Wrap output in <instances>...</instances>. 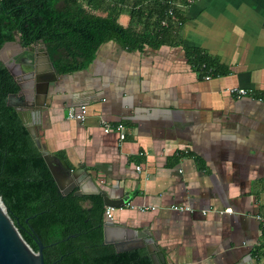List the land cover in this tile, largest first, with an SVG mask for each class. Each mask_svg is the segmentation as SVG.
Segmentation results:
<instances>
[{"label": "crops", "instance_id": "crops-1", "mask_svg": "<svg viewBox=\"0 0 264 264\" xmlns=\"http://www.w3.org/2000/svg\"><path fill=\"white\" fill-rule=\"evenodd\" d=\"M146 1L100 0L91 12L114 13L122 27L141 29L131 13L147 8ZM180 7L184 21L165 43L127 49L109 41L87 68L56 73L37 132L72 170L88 174L110 198L127 199L109 229L117 240L125 242L127 227L143 229L168 264H258L264 0H191ZM192 49L217 64L218 75L205 80L189 62ZM231 88L247 95H231ZM80 106L85 121L68 119V108ZM101 121L128 127L125 140L103 132Z\"/></svg>", "mask_w": 264, "mask_h": 264}, {"label": "trees", "instance_id": "trees-1", "mask_svg": "<svg viewBox=\"0 0 264 264\" xmlns=\"http://www.w3.org/2000/svg\"><path fill=\"white\" fill-rule=\"evenodd\" d=\"M172 1L179 6L170 5ZM189 1L147 0V8L131 13L142 23L136 29L119 25L114 13L93 14L100 0H0V48L16 37L22 47L45 43L56 73L72 74L87 68L106 42L127 49L165 43L180 27L176 21H184L180 5L186 7ZM169 9L174 18L168 16ZM187 57L197 72L218 75V65L198 50H187ZM18 92L0 62V197L26 243L34 251L36 240L43 244L44 264H151L143 247L118 252L103 243L100 195L58 191L16 110L7 105L8 95ZM87 201L90 206H84Z\"/></svg>", "mask_w": 264, "mask_h": 264}, {"label": "water", "instance_id": "water-1", "mask_svg": "<svg viewBox=\"0 0 264 264\" xmlns=\"http://www.w3.org/2000/svg\"><path fill=\"white\" fill-rule=\"evenodd\" d=\"M0 62L19 87L17 94H9L7 105L13 107L22 124L33 139L40 152L58 191L62 195L73 192L75 196L100 195L103 207L122 208L127 199H113L101 190L88 176L80 170H72L62 159L53 154L37 132V122L41 120L42 107L46 106V98L50 85H56L58 76L46 44H30L22 47L18 41L6 42L0 48ZM31 111V112H29ZM115 227L114 220H104L103 243L115 247L116 251L134 248H145L151 264H168L164 253L154 239L143 229L125 228V242L115 238L109 229ZM138 241L136 245L126 242ZM38 247L34 251L23 239L0 197V264H44L43 244L36 240Z\"/></svg>", "mask_w": 264, "mask_h": 264}, {"label": "built area", "instance_id": "built-area-1", "mask_svg": "<svg viewBox=\"0 0 264 264\" xmlns=\"http://www.w3.org/2000/svg\"><path fill=\"white\" fill-rule=\"evenodd\" d=\"M170 5H176L177 6L178 4L172 1L170 3ZM168 16H170L171 18H174V12L172 9L168 10ZM161 24H162V26H167V20H163L161 22ZM176 24H177V26H181L182 23L177 20ZM202 67L204 68L205 66L203 65ZM203 78L205 80H209L210 74L209 73H203ZM228 92H229V94L234 95L236 97H242V96L247 95V91L244 89H240V88H231L228 90ZM67 117L70 120H74V121L83 123L87 117V108L85 106H80L78 108L70 107L67 110ZM100 125L102 126L103 132H105V133L115 132L118 135V138L120 141L125 140L128 132H129L128 127H126L122 123L112 124V123H107V122L101 121ZM136 168L138 171L140 170V167H136ZM124 207H122V208H124ZM128 207L134 208L130 204H128ZM122 208L115 209L113 207H105L104 208V219L112 220L113 219V213L115 212V210H120ZM149 208L153 209L151 207H139V210L144 211V210H147ZM174 210H183V208L174 207ZM226 212H231V210L227 209ZM260 248L264 252V241L262 242V245ZM259 259L260 260H259L258 264H264V256L262 258H259Z\"/></svg>", "mask_w": 264, "mask_h": 264}, {"label": "flooded vegetation", "instance_id": "flooded-vegetation-1", "mask_svg": "<svg viewBox=\"0 0 264 264\" xmlns=\"http://www.w3.org/2000/svg\"><path fill=\"white\" fill-rule=\"evenodd\" d=\"M29 112H31V111H29ZM41 122V121H40ZM39 125H40V123H39V121L37 122V125H36V130L38 131V129H39ZM115 248V247H114ZM43 250H44V247H43ZM43 250H42V254H43Z\"/></svg>", "mask_w": 264, "mask_h": 264}]
</instances>
